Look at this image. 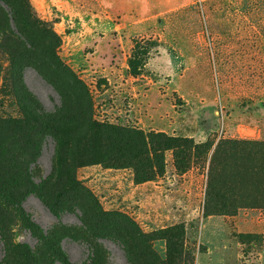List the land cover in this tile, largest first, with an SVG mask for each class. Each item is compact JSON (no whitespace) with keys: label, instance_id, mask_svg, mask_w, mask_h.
<instances>
[{"label":"rangeland","instance_id":"rangeland-1","mask_svg":"<svg viewBox=\"0 0 264 264\" xmlns=\"http://www.w3.org/2000/svg\"><path fill=\"white\" fill-rule=\"evenodd\" d=\"M26 2V39L0 28V264H264V0ZM88 122L186 147L158 173Z\"/></svg>","mask_w":264,"mask_h":264},{"label":"trees","instance_id":"trees-1","mask_svg":"<svg viewBox=\"0 0 264 264\" xmlns=\"http://www.w3.org/2000/svg\"><path fill=\"white\" fill-rule=\"evenodd\" d=\"M30 18V10L28 8L26 0H0V28L6 29L7 31L13 32L11 30L12 27H14L15 32L18 34V40L23 41L25 40V35L23 32H29L30 28H33L32 25H34V22H32ZM134 76L139 75V71L133 66H130ZM24 70V69H23ZM79 84V83H77ZM80 85V84H79ZM84 91V89H82ZM86 94V93H85ZM62 99V105L64 103L63 97ZM64 108V105H63ZM59 112H61V109L58 110L57 114L49 115L47 118L48 120H55L59 118ZM59 122V120L55 121ZM55 125L54 127H48L47 124L41 122L40 126L43 131L50 130V137L55 142V174L58 176V174L61 172V162H60V151L65 146V140L63 138V134H65V129L63 127L69 126L67 123H62ZM62 123V124H61ZM86 126H89L92 129V132L94 134L97 133H104L107 137H110L111 142V148L113 151L120 152L122 149L125 152H128L135 158H149V155H151V164L147 168V170H150L152 168H155L158 170V173L163 172V158L159 154L163 150H169L171 148L179 149L183 151L185 149V145L183 148L180 149V141L177 139H170L166 138L163 134H143L138 129H128V128H120V127H110V126H100L97 127L93 122L85 123ZM102 129V130H100ZM68 131V130H67ZM71 135V133H70ZM146 146H150V151L147 153ZM75 148H77V145H75ZM144 150V151H143ZM148 154V155H147ZM112 155V154H110ZM113 156V155H112ZM114 157V156H113ZM115 158V157H114ZM141 178L138 175V182H142Z\"/></svg>","mask_w":264,"mask_h":264}]
</instances>
